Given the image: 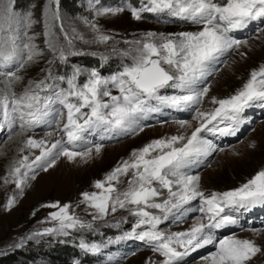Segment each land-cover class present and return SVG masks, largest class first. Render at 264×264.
<instances>
[{
	"label": "snow or ice",
	"instance_id": "snow-or-ice-1",
	"mask_svg": "<svg viewBox=\"0 0 264 264\" xmlns=\"http://www.w3.org/2000/svg\"><path fill=\"white\" fill-rule=\"evenodd\" d=\"M58 5L59 0H53L49 9L48 35L50 38L56 36L59 28L71 47L74 36L66 30ZM122 11V7L103 8L97 14L115 15ZM131 11L137 20L142 18V12L167 13L199 26V30L168 35L149 32L144 40L131 42L136 45L135 55L132 63L121 72L105 78L92 70L83 84L78 83L82 72L77 67L70 77H53L48 72L44 79L17 94L13 85L22 77L15 69L0 71V77H3L0 83L4 85L0 88V129L18 126L31 130L51 118L63 134L50 146L45 140L27 139L25 147L39 148L40 155L31 161L28 156H23L10 173L21 191L28 180L35 178L37 169L47 171L61 156L70 161L91 157L93 147L80 150L86 144L85 133L134 134L144 130L146 125L141 121L162 108L182 110L199 106L209 91L207 85H200L212 75L216 62L241 43H247L232 33L252 22L264 23V0H147L140 9L131 8ZM33 23L31 13L17 15L14 0H0V68L16 65L22 69L42 55L36 45L25 42V39H32L28 29ZM90 27L97 34L94 42L106 43L111 38L101 33L95 24ZM49 47L54 55L57 54L51 39ZM67 55L61 47L59 59L65 61ZM56 81L66 83L67 87H61ZM110 86L119 94L113 95ZM165 89H172L176 94H163ZM212 103L218 107L210 112L196 111L200 122L190 135L155 139L143 148L133 150L128 160L118 164L104 180L95 183L94 187L99 191L82 193V203L97 212L94 219L106 217L118 209L129 210L136 217L135 228L129 235L147 242L153 251L165 258L163 264H180L183 257L209 244H214L216 251L204 258L206 264H250L258 253H264V249L249 239L230 237L215 241L212 236V229L237 223L233 215L225 212L226 208L247 211L264 206V170L238 188L208 195L201 189L200 176L187 171L217 150L202 133L234 134L246 108L255 103L264 105V66L252 71L248 81L235 94L224 99L213 97ZM61 120L64 121L62 127ZM179 123L181 127L187 124L186 121ZM102 147L101 144L94 146L97 155ZM129 172L131 178L127 188L119 190L116 184ZM15 199L8 200V208ZM193 201L200 204L201 220L185 231L165 234L159 229L170 215L182 219L188 211L185 205ZM47 207L58 209L50 213L57 226L45 229V233L67 235L70 229L92 226L70 214L69 204L61 206L56 202ZM81 247L97 250L96 245L89 248L81 244Z\"/></svg>",
	"mask_w": 264,
	"mask_h": 264
},
{
	"label": "rangeland",
	"instance_id": "rangeland-1",
	"mask_svg": "<svg viewBox=\"0 0 264 264\" xmlns=\"http://www.w3.org/2000/svg\"><path fill=\"white\" fill-rule=\"evenodd\" d=\"M118 1L59 0V14L64 26L69 35L74 36L73 44L69 47L59 28L56 29V36L50 38L48 35L47 23L53 0H14L17 15L31 13L34 21L28 29V36L32 39H25V42L36 45L42 52V55L35 58V62H29L22 69L16 65L0 68V71L15 69L22 77L20 82L13 85L14 91L21 94L27 87L44 79L48 72L53 77H70L77 67L82 72L78 80L80 84L86 82L92 70L108 78L132 63L136 45L131 42L144 40L147 33L168 35L199 30V26L173 18L167 13L142 12V18L137 20L133 17L131 8L140 9L147 0H130L131 3L128 4ZM113 7H122L124 11L115 15L97 14L98 10ZM145 14H156L159 21L146 20ZM90 24H95L101 33L111 38L106 43L94 42L97 34ZM256 25L258 29L238 38L247 43H241L238 48L221 57L213 66L212 75L201 83L200 86L207 85L209 91L199 106H193L190 111L189 107L186 108L187 113L184 115L178 109L162 108L160 112L149 114L141 121L146 125L144 130L134 134L85 133L86 144L80 150L83 147H93L91 157H77L70 161L61 156L47 171L37 169L35 178L28 180L22 191L17 188L10 173L23 156H28L31 161L36 155H40L39 148L25 147L27 139L31 137L45 140L50 146L63 134L56 127V121L51 118L31 130L14 126L0 129V264H163L165 258L153 251L147 242L129 235L136 224V217L129 210L118 209L106 217L94 219L97 212L82 203V193L99 191L95 189V183L104 180L118 164L128 160L133 150L141 149L155 139L190 135L200 122L196 118V111L210 112L218 107L212 103L213 97L228 98L240 90L250 78L251 72L264 66V23L260 21ZM50 39L57 50L55 55L49 47ZM61 47L68 53L65 61L58 57ZM95 60L97 65H94ZM98 60L101 64H98ZM64 65L68 68L60 70ZM101 67L107 69L106 73L99 70ZM2 80L3 77H0V81ZM56 83L67 87L66 83ZM3 87V83H0V88ZM111 91L113 95L119 94L114 87H111ZM162 93L176 94L172 89L162 90ZM259 111L260 115L257 114ZM180 121H186L187 124L181 127ZM63 123L61 120L60 127ZM240 125L243 129L246 128L244 134L236 142L225 146L217 145L216 138L220 136L218 131L202 133L205 139H211L217 150L206 157V162L199 161L187 171L200 176V186L205 195L238 188L258 171L264 170V105L255 103L246 108ZM19 136H22V142L12 146L6 153L4 150L10 145L9 142ZM96 144L103 145L98 155L94 151ZM29 175L32 173L29 172ZM130 178L131 172L127 176H121L116 187L119 190L127 188ZM12 197L16 198L15 203L8 208V200ZM56 202L61 206L69 204L70 214L92 226L70 229L67 235L45 233V229L57 226V222L51 220L50 213L58 209L47 207ZM185 208L188 211L182 219L170 215L166 221H162L159 229L165 234L185 231L202 219V214L198 211L200 204L196 201L185 205ZM261 209L260 214L255 210L237 212V220L244 221L240 225L234 224L229 230L212 229L213 239H249L264 249V209ZM240 214L244 216L241 217ZM203 222L207 223V220L203 219ZM81 244H86L89 248L96 245L97 250L90 251L82 248ZM215 251L214 244L203 246L183 257L180 264H206L204 258ZM7 256H13L11 261L4 260ZM250 264H264V253H258Z\"/></svg>",
	"mask_w": 264,
	"mask_h": 264
},
{
	"label": "trees",
	"instance_id": "trees-1",
	"mask_svg": "<svg viewBox=\"0 0 264 264\" xmlns=\"http://www.w3.org/2000/svg\"><path fill=\"white\" fill-rule=\"evenodd\" d=\"M120 1L121 0H119L118 2L120 3ZM138 4V2L136 1V3H135V5H137ZM144 19H146V20H148V21H157L153 16H151V15H144ZM98 62V61H97ZM96 64V60L94 61V65ZM99 64V63H98ZM97 65V64H96ZM68 68V66H66V65H64V66H62V67H60V70H66ZM59 249H61V248H59ZM20 254H22V253H20ZM11 257H13V256H7L4 260L5 261H11Z\"/></svg>",
	"mask_w": 264,
	"mask_h": 264
},
{
	"label": "bare ground",
	"instance_id": "bare-ground-1",
	"mask_svg": "<svg viewBox=\"0 0 264 264\" xmlns=\"http://www.w3.org/2000/svg\"><path fill=\"white\" fill-rule=\"evenodd\" d=\"M18 123H19V122H17V124H18ZM14 127H18V126H14ZM22 134H23V133H22ZM6 137H7V136H6ZM19 137H20V138H19ZM19 137L15 138L12 142H9L10 145H8L7 148L4 150L6 153H8L10 149H12V148H11L12 146L17 145V144H19L20 142H22V139H21L22 136H19ZM4 138H5V137H4ZM20 139H21V140H20Z\"/></svg>",
	"mask_w": 264,
	"mask_h": 264
}]
</instances>
